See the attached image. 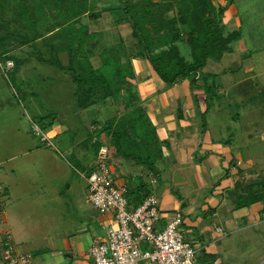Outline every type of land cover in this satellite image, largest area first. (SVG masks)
Instances as JSON below:
<instances>
[{
	"label": "crops",
	"instance_id": "obj_1",
	"mask_svg": "<svg viewBox=\"0 0 264 264\" xmlns=\"http://www.w3.org/2000/svg\"><path fill=\"white\" fill-rule=\"evenodd\" d=\"M217 1L227 7L224 16L226 29H242L236 0L232 4H227L225 0ZM122 2L105 0L99 6L109 7ZM254 6L258 7L259 2ZM106 14L110 13L106 12L100 19ZM246 14L251 16L249 11ZM227 16L232 19L230 26L226 24ZM262 18L264 22V15ZM234 22L236 25L233 26ZM114 26L119 27L120 32L129 26V38L122 34L118 37L128 48L129 45L125 44L127 38L132 39L131 45L137 46L138 41L130 25ZM240 43V49H243ZM133 59H136L132 64L141 105L145 107L160 140L165 141L166 145L156 165L157 175L145 166L116 155L112 149L111 164L118 184L127 186L128 180L137 182L140 179V183L129 189L134 207L145 195H155L159 199L162 218L158 230L180 214V230L186 239L198 254L213 257L205 264H264V171L257 172L253 160L244 157L243 151L238 149L239 134H222L218 132V126H211L216 124V119L220 120L221 113L216 115L210 112V107L204 106L207 97L204 95L203 100L202 96L199 98L200 89L196 87V94L192 95L189 80L167 87L151 66H147L149 63L146 59L147 65L140 57ZM142 62L149 67L148 71ZM98 101L99 104L111 102ZM208 116L209 122H206ZM26 138L29 144L12 152L8 151L7 142H0V185L4 198L11 202L3 215L9 227H12L10 219L18 216L19 231L14 229L19 242L13 241L16 248L34 239L39 240L34 243L38 244L37 251L40 250L43 255L39 257L42 264L92 262L90 250L95 243L107 239L109 229L114 224L112 217L101 213L95 206L94 209L85 208L82 201L76 199L71 212L74 214L63 209L67 190L63 189L62 182L72 172L70 164L59 158L46 144L39 147L28 135ZM99 140L103 142L101 138ZM86 158L91 159L92 166L95 164L94 151L78 157L79 162ZM145 178L150 180V186L146 185ZM74 183H66L69 191ZM86 199L90 202L89 195ZM9 210L11 213H7ZM73 215L75 218H70ZM31 217L34 220L29 221ZM6 233L12 236L10 231ZM20 253L33 254L24 250Z\"/></svg>",
	"mask_w": 264,
	"mask_h": 264
},
{
	"label": "rangeland",
	"instance_id": "obj_2",
	"mask_svg": "<svg viewBox=\"0 0 264 264\" xmlns=\"http://www.w3.org/2000/svg\"><path fill=\"white\" fill-rule=\"evenodd\" d=\"M90 1L93 3L94 0ZM96 1L95 4L98 6L102 5L101 2H105V0ZM257 1L259 2L258 7L254 6ZM225 2L230 4L229 0H225ZM260 2L264 3V0L235 1L236 6L240 8L242 18L241 32L243 38L240 40L241 43L234 44V51L226 53L221 61H210L203 71L202 80L197 83V89H200L199 98L202 96L203 100L204 95L207 97L204 106L210 107V112H215L216 115L221 113L220 120L216 119V124L211 126H218V132L222 134L225 132L232 135L239 134V146L237 147L243 151L244 157L253 160L257 172L264 171V22L262 21L264 5ZM214 6L218 8L222 5L215 0ZM246 11H249L251 16L247 15ZM105 13L103 12V14ZM46 14L50 15L48 7ZM229 15L232 17V14ZM5 16L10 18V14ZM99 19L92 20L85 16L82 23L84 25L89 23V32L95 33L99 39V43L94 44L95 52L94 57H92L95 67L108 72L110 69H105L101 64L103 59L105 60V53L102 52V49H111L109 59L116 57L117 51L121 50L124 45L118 37L119 34L129 38L131 29L128 26L120 32L119 27L114 26L115 20L112 15L110 17V14L104 15L100 19L101 21ZM231 20L227 16L226 24L230 26ZM50 24L49 22L40 24L38 28L40 27V30L46 34L45 28ZM11 25L12 28H15L14 22ZM128 25L132 27L131 24L128 23ZM232 25H236V22ZM24 33L28 37L27 35L31 32L26 28ZM55 35L56 33L53 32L47 34L45 39L37 41L36 46H33V43L20 46L17 44L18 41H13L12 44L16 46V50L10 54L12 58H8L6 62L0 59V65H7V67L11 65L12 68L15 60L21 61L18 66L19 72L15 76L9 73L3 74L0 71V142L9 144V152L14 149L18 151L25 148L26 143L29 144L26 135L39 147H45V144L48 146L47 143H50L48 148L52 149L59 158L71 166L72 172L62 182L63 189L67 190L63 199V209H66L69 214H74L71 212L75 207V199L81 200L83 207L94 209V205L87 202L86 196L90 194L87 178L90 173L95 171V167L92 166L91 159L86 158L79 162L78 157L84 154L89 155L91 151H94V141L98 138L110 145L111 136L109 133L101 131V127L110 118L119 119L125 111L123 101L115 99H109L108 101H111L109 104H99L97 101L85 109L79 106L78 98L75 95L78 87L73 82L71 74L37 60V50L49 57L45 45L46 39L52 37L55 44L60 43L54 39ZM128 38L125 44L129 45L130 48L125 45L124 47L130 54L132 51L137 52L138 49L131 45L132 39ZM103 43L107 45H103ZM239 43L243 49H240ZM60 47L62 46L60 45ZM180 47L182 54L188 61H191V49L188 44H181ZM61 59L64 65L69 63L65 48L62 49ZM135 60L132 59L133 64H135ZM125 61L126 58L123 62ZM143 62L147 65L145 59ZM235 67L238 68L235 69ZM148 68L146 67L145 70L148 71ZM130 83L136 85V81L131 80ZM127 93L126 95H128ZM47 117H52L51 121ZM49 122H52L53 126H48ZM206 122H209V116L206 117ZM34 126H39L50 140L43 142L42 137L34 133ZM71 181H75V183L73 189L69 191L66 183ZM149 181L145 178L148 186H150ZM138 183H140V179L137 182L128 180L127 187L131 189ZM10 203L4 198V191H0V245L7 241L5 234L7 231L12 233L11 243L19 242L14 229L15 227L17 232L19 231L18 216L15 215L14 219L13 217L10 219L12 227H9L4 221V210L10 208L8 207ZM7 213H11V210ZM70 218H75V215ZM32 220H34L33 217L29 219V221ZM36 241L39 240L33 239L21 244L22 246L18 245V251L33 252L32 255L36 263L42 264L39 257L43 255H41L40 250L37 251L38 244L34 243ZM2 251L0 246V264H6L2 257ZM212 259L213 257L205 253L197 255L198 264H205Z\"/></svg>",
	"mask_w": 264,
	"mask_h": 264
},
{
	"label": "trees",
	"instance_id": "obj_3",
	"mask_svg": "<svg viewBox=\"0 0 264 264\" xmlns=\"http://www.w3.org/2000/svg\"><path fill=\"white\" fill-rule=\"evenodd\" d=\"M213 1L123 0L120 4L113 3L104 8L96 5V0L93 3L90 0H0V59L6 62L12 58L10 54L16 50L13 41H18L20 46L30 43L36 46L37 41L45 39L47 34L56 33L54 39L60 43L55 44L52 37L46 39L49 57L37 50V60L71 74L78 87L75 95L79 106L84 109L100 98L104 102L122 100L125 112L119 119L106 121L101 131L111 136L110 145L116 155L145 166L157 175L156 165L166 142L160 140L145 107L141 105L136 85L130 83L137 79L132 59L136 56L146 59L167 87L189 80L192 95H195L197 83L203 78L209 62L221 61L243 38L241 28L234 31L226 29L224 16L227 7L216 8ZM229 2L232 4L234 0ZM47 7L50 15L46 14ZM103 12H109L117 26L131 24L138 41L137 52L130 54L123 45L117 56L110 59L111 49H102L105 60L101 64L110 69L108 72L96 68L92 62L94 44L99 43V39L95 33L89 32V23H82L83 17L97 20ZM6 14H10V18H6ZM13 22L15 28H12ZM48 22L51 24L45 28L47 33L44 34L38 25ZM26 28L31 32L28 37L24 33ZM184 43L191 49V61L181 52L180 45ZM60 45L68 53L67 65L61 59L63 48ZM19 63L21 61L15 60L13 68L0 65V71L15 76L19 72ZM47 118L51 121L52 117ZM48 126H53V123L49 122ZM101 146L99 138L94 141L96 155Z\"/></svg>",
	"mask_w": 264,
	"mask_h": 264
},
{
	"label": "built area",
	"instance_id": "obj_4",
	"mask_svg": "<svg viewBox=\"0 0 264 264\" xmlns=\"http://www.w3.org/2000/svg\"><path fill=\"white\" fill-rule=\"evenodd\" d=\"M33 131L43 142L50 140L39 126H34ZM111 150L103 141L96 155L95 171L87 180L90 202L101 213L110 215L114 224L107 239L92 246V262L87 264H198L197 249L180 230V214L158 230L162 216L160 201L155 195H148L138 206L131 204L129 188L117 182ZM0 191H3L1 185ZM5 234L7 241L2 243V257L6 264H37L31 253L18 252L10 242V233Z\"/></svg>",
	"mask_w": 264,
	"mask_h": 264
}]
</instances>
